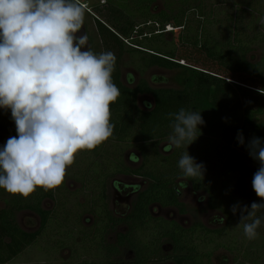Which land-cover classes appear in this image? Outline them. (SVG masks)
I'll use <instances>...</instances> for the list:
<instances>
[{
  "label": "trees",
  "instance_id": "obj_1",
  "mask_svg": "<svg viewBox=\"0 0 264 264\" xmlns=\"http://www.w3.org/2000/svg\"><path fill=\"white\" fill-rule=\"evenodd\" d=\"M117 1V8L110 9L113 18L110 12H93L103 52L111 51L117 58L112 80L120 96L111 105L113 134L94 150L78 152L62 184L55 189L37 187L24 197L0 188V202L5 205L0 209V264H11L41 237L49 243L50 252L70 249L69 258L76 260L72 264H119L113 260L127 251L133 259L120 264L169 260L173 264H212L217 250L238 255L247 246L241 250L232 247L235 240L230 225L212 230L198 222L186 228L174 220L154 217L151 207L175 208L185 215L187 209L176 185L179 179L188 180L195 191L206 192L209 208L222 212L229 220L238 200H246L249 207L256 201L252 178L259 167L248 166L245 161L250 158H244L250 156L248 144L253 137L264 141V124L258 122V116L264 114V94L258 91L264 89V54L259 61L250 58L258 47H264V0ZM158 2L163 6L154 12ZM128 5H132L131 13ZM220 15L224 16L220 23L224 25L214 30ZM126 55L133 58L132 64L141 74L153 67L186 70L183 88H153L145 80L134 88L127 87L121 71ZM142 96L152 98L151 108L139 107ZM182 107L200 111L205 121L198 126V138L187 147L189 155L204 164L203 179L186 178L179 169L178 161L186 146L175 148L170 144L163 153L159 151L160 144L170 143L168 137L173 131L168 113ZM10 117V109L0 108V134L7 135L0 149L10 137L17 136L16 127L8 128ZM238 131H242L243 145L237 140ZM129 147L142 155L144 161L138 169L125 165ZM113 163L117 165L114 169ZM113 174L150 181L123 218L113 214L108 201L107 185ZM67 180L92 185L88 188L90 196L80 199L71 192ZM45 201L54 202L55 208L45 210ZM23 211L39 216L37 231L26 232L20 227L16 217ZM237 214L235 228L248 242L239 224V210ZM263 214L257 212V217ZM83 215L94 218L93 222L87 217L84 220L92 223L90 227H81L77 219ZM122 225L127 230L117 233L115 243H107L109 233ZM262 227L263 223L257 232ZM75 235L81 236L80 242H76ZM54 237L59 241L54 243ZM167 245L171 247L168 255Z\"/></svg>",
  "mask_w": 264,
  "mask_h": 264
},
{
  "label": "clouds",
  "instance_id": "obj_2",
  "mask_svg": "<svg viewBox=\"0 0 264 264\" xmlns=\"http://www.w3.org/2000/svg\"><path fill=\"white\" fill-rule=\"evenodd\" d=\"M85 11L81 0H0V108L11 110L17 131L0 149V188L12 195L57 188L78 152L113 134L117 58L111 51L94 54L87 33L76 35ZM168 117L170 144L186 146L179 169L186 178L203 179L204 164L187 151L205 123L200 111L182 107ZM237 140L244 144L242 131ZM248 149L260 165L252 185L261 202L233 205L232 212L239 210L244 236L254 240L264 219L257 217L264 210V141L253 137Z\"/></svg>",
  "mask_w": 264,
  "mask_h": 264
},
{
  "label": "rangeland",
  "instance_id": "obj_3",
  "mask_svg": "<svg viewBox=\"0 0 264 264\" xmlns=\"http://www.w3.org/2000/svg\"><path fill=\"white\" fill-rule=\"evenodd\" d=\"M217 2L216 0H213ZM241 0H234V3H238ZM85 6H87L84 17V25L81 28L80 32L76 35L79 36L83 33H87L88 36V47L94 54H100L103 52L102 45L100 41L99 34L97 32V28L94 22V13L97 14V10H100L103 13L110 12V16L113 18L115 14L110 10L111 7L117 8V0H82L81 1ZM107 2H110L109 5ZM162 2H158L155 6L154 12L159 11L162 8ZM132 7V5H131ZM130 5L127 6L128 13L133 11ZM120 9H122L120 7ZM117 15V14H116ZM192 15V13H191ZM219 24L217 23V27H213L214 30H218L220 26L224 24H220L223 22L224 16L220 15L218 18ZM264 54V47H258L254 53L251 54L250 58L253 61H259ZM132 57L126 55L123 59V64L121 67L122 71V82L124 85L130 88L136 87L141 80L147 81L151 87L153 88H164V89H182L184 86V80L188 77V72L184 69L180 70H167L160 68H149L145 72L141 74L139 70H137L132 64ZM141 109L145 110V108L152 102L153 100L150 96H142L140 99ZM150 104V105H152ZM258 122L260 124H264V114L258 116ZM15 122L10 117V122L8 124L9 129L15 128ZM7 135L5 133L0 134V145L5 142ZM170 143H162L159 146V151L163 153L164 149L168 147ZM172 152V150H171ZM114 153L111 155V160L114 161ZM92 158V156H91ZM249 161H245L246 164L252 168L256 166L259 167V161L254 160L251 156L246 157L244 159H249ZM93 159V158H92ZM125 165L130 169H138L143 164V158L140 152L132 147L126 150L124 155ZM113 169L117 167L115 163L112 164ZM253 181V178H252ZM67 186L70 188L71 192L76 195H80V199L84 197H89L91 192L88 188H92V185L84 186L75 181L67 180ZM150 184L148 179H144L134 175H117L113 174L111 179L107 185V194L109 196V205L113 214L118 218L126 217L133 206L134 201L136 200L137 195L144 191ZM177 188L180 192V201L186 206L187 213L185 215L181 214L179 210L175 208H163L159 205H153L151 207V212L154 217H160L167 220H174L182 226L189 228L195 223H202L206 227L212 230H218L224 228L225 226H229V230H233L232 236L233 240H235L231 245L232 247H239V249H243L241 254H234L225 249H219L215 253H213L212 264H264V227L260 229L258 232L257 238L250 241L242 240L243 237L238 230L237 219L239 215L233 214L232 218L229 220L228 216L223 214L220 211L211 210L208 206L209 197L204 191H195L192 187V184L186 179H179L176 182ZM255 198L257 203L261 202V198H259L255 194ZM245 200V199H244ZM237 203L240 206L246 205V200H238ZM55 203L52 201H45L43 204V208L45 210L51 211L55 208ZM231 206V203L229 204ZM5 208V205L0 202V209ZM264 213V210L258 211ZM89 215V214H88ZM87 216H81L77 220L81 224V227H90L94 218L88 216L89 220L91 219L90 224L84 221ZM17 222L20 227L26 232H35L39 229L41 224V219L34 213L23 211L17 213ZM264 218V214L262 216ZM262 223L264 226V219H262ZM241 225V224H240ZM235 228V230H234ZM127 230L126 226L118 227L114 232H110L107 236V243H115L116 236L118 232H125ZM77 231H74V233ZM76 242L81 241V236L75 235ZM42 238V237H41ZM41 238L34 243L31 247H29L24 253L18 256L11 264H72L76 260L69 258L71 256L70 249H60L50 252L49 243L41 240ZM59 237H54L53 242H58ZM64 239V238H63ZM72 237L67 239L71 241ZM96 239V237H95ZM65 241V240H63ZM66 242V241H65ZM97 242V239H96ZM250 242V243H249ZM69 243V242H68ZM83 246L82 242L80 244ZM77 247V246H76ZM249 247V248H248ZM171 247L165 246V254H170ZM85 253V252H84ZM83 257L89 256L87 254L82 255ZM87 258V257H86ZM133 259V255L130 252H125L119 259H114L113 261H118L120 263H127ZM112 261V262H113ZM119 263V264H120ZM157 264V263H156ZM158 264H173L170 260L165 261L163 263Z\"/></svg>",
  "mask_w": 264,
  "mask_h": 264
},
{
  "label": "crops",
  "instance_id": "obj_4",
  "mask_svg": "<svg viewBox=\"0 0 264 264\" xmlns=\"http://www.w3.org/2000/svg\"><path fill=\"white\" fill-rule=\"evenodd\" d=\"M139 103H140V100H139ZM150 104H152V102H150ZM150 104H149V105H150ZM139 107L141 108L140 104H139Z\"/></svg>",
  "mask_w": 264,
  "mask_h": 264
},
{
  "label": "built area",
  "instance_id": "obj_5",
  "mask_svg": "<svg viewBox=\"0 0 264 264\" xmlns=\"http://www.w3.org/2000/svg\"><path fill=\"white\" fill-rule=\"evenodd\" d=\"M82 1V0H81ZM86 8H87V6H86Z\"/></svg>",
  "mask_w": 264,
  "mask_h": 264
},
{
  "label": "flooded vegetation",
  "instance_id": "obj_6",
  "mask_svg": "<svg viewBox=\"0 0 264 264\" xmlns=\"http://www.w3.org/2000/svg\"><path fill=\"white\" fill-rule=\"evenodd\" d=\"M137 198V197H136ZM86 264V263H85Z\"/></svg>",
  "mask_w": 264,
  "mask_h": 264
}]
</instances>
